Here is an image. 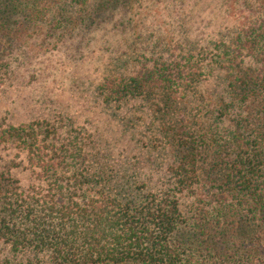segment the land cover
I'll list each match as a JSON object with an SVG mask.
<instances>
[{
  "label": "trees",
  "instance_id": "1",
  "mask_svg": "<svg viewBox=\"0 0 264 264\" xmlns=\"http://www.w3.org/2000/svg\"><path fill=\"white\" fill-rule=\"evenodd\" d=\"M252 3L211 53L149 66L132 43L106 73L98 95L131 158L75 128L59 144L40 123L0 130L31 174L25 187L0 165V264H264V0ZM131 4L0 0V58L30 29L72 33Z\"/></svg>",
  "mask_w": 264,
  "mask_h": 264
},
{
  "label": "rangeland",
  "instance_id": "2",
  "mask_svg": "<svg viewBox=\"0 0 264 264\" xmlns=\"http://www.w3.org/2000/svg\"><path fill=\"white\" fill-rule=\"evenodd\" d=\"M252 2L132 0L127 11L107 12L101 22L72 33L50 35L45 26L28 30L23 42H14L11 52L0 58V130L40 123L58 130L59 144L75 128L84 135L86 147L108 150L118 161L131 158L132 134H123L121 120L98 95L106 73L118 71L113 67L130 56L132 43V53L141 54L149 66L158 57L162 61L184 57L185 50L211 53L216 43L238 30ZM133 70L129 66L112 74L129 76ZM207 82L206 89L214 92L212 81ZM17 154L1 150L0 165H16L13 175L26 187L30 170L25 155Z\"/></svg>",
  "mask_w": 264,
  "mask_h": 264
}]
</instances>
